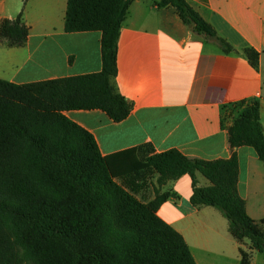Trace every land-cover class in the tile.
<instances>
[{
  "label": "trees",
  "instance_id": "16d2710c",
  "mask_svg": "<svg viewBox=\"0 0 264 264\" xmlns=\"http://www.w3.org/2000/svg\"><path fill=\"white\" fill-rule=\"evenodd\" d=\"M133 1L68 0L67 32L102 33L100 71L23 84L0 79V264H197L183 235L158 215L174 195L161 187L185 174L192 179L191 203L218 209L231 235L249 240L264 256V219L247 212L235 152L206 160L178 149L155 152L144 144L104 156L94 135L65 114L100 109L115 122L130 115L132 104L114 78L120 31ZM155 3L174 7L193 32L225 52L236 50L186 0ZM28 35L23 10L1 23L0 39L8 46H23ZM244 51L257 65L259 53ZM232 108L230 145L253 147L264 164L259 100H242ZM133 168L157 175L151 201L140 200L124 178ZM198 173L210 185L200 186ZM240 254V264H264L252 263L244 248Z\"/></svg>",
  "mask_w": 264,
  "mask_h": 264
},
{
  "label": "crops",
  "instance_id": "0c3cea01",
  "mask_svg": "<svg viewBox=\"0 0 264 264\" xmlns=\"http://www.w3.org/2000/svg\"><path fill=\"white\" fill-rule=\"evenodd\" d=\"M134 0L118 40L114 84L132 104L130 115L113 121L100 109L65 114L90 131L104 156L150 144L155 152L178 149L193 158H230L239 163L238 189L248 214L264 219V164L251 146L233 148L232 106L257 99L264 128V0H186L236 50L225 52L185 24L172 6ZM68 0H0V26L23 10L29 35L23 46L0 39V79L23 84L98 72L100 31L67 32ZM259 53L253 65L245 53ZM132 169L124 178L144 202L155 198L157 175ZM200 186L210 181L198 173ZM119 182L122 179H118ZM170 196L158 215L181 233L197 264H240V248L262 263L249 240H236L228 219L215 207L194 206L192 179L185 174L161 187ZM264 261V256H263Z\"/></svg>",
  "mask_w": 264,
  "mask_h": 264
},
{
  "label": "rangeland",
  "instance_id": "374dc122",
  "mask_svg": "<svg viewBox=\"0 0 264 264\" xmlns=\"http://www.w3.org/2000/svg\"><path fill=\"white\" fill-rule=\"evenodd\" d=\"M260 261L259 262H263V255L262 254H260Z\"/></svg>",
  "mask_w": 264,
  "mask_h": 264
}]
</instances>
